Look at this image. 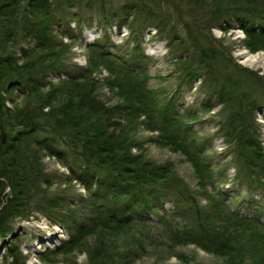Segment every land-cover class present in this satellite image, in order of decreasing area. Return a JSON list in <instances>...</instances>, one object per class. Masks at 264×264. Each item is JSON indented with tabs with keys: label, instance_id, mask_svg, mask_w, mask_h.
<instances>
[{
	"label": "rangeland",
	"instance_id": "374dc122",
	"mask_svg": "<svg viewBox=\"0 0 264 264\" xmlns=\"http://www.w3.org/2000/svg\"><path fill=\"white\" fill-rule=\"evenodd\" d=\"M76 1L81 6L68 8L63 3L56 11L52 30L57 46L52 53L60 68L50 70L45 79L57 82L88 66L95 55L88 46L93 42L124 57L140 78L111 75L94 61L96 92L106 106L117 105L112 120L121 125L118 133L125 152L168 175V181L150 191L154 199L148 220L105 231L102 254L93 253L98 240L90 234L70 251L55 255L52 251L68 238L69 227L87 219L92 200L67 166L68 160L41 151V165L50 178L43 185L47 207L38 209L32 203L28 217L14 218V233L0 236V264L9 257L12 244L28 257L27 264H257L264 254L260 235L264 233L256 223L233 217L258 215L264 223V187H250L249 176L240 174L251 156L256 160L252 166L264 169V49L249 46L251 40L232 15L216 14L225 0H196L203 5L179 0L189 5L188 12L166 6L174 0H134L158 8L154 22L160 28L147 22L140 36L125 24L104 25L96 17L101 0ZM76 11L81 24L69 17ZM138 16V21L145 17ZM19 39L18 43L9 39L7 45L14 44L20 55V47L29 45V40ZM245 69L257 74L261 83L252 90L247 85L240 90L227 85L232 98H219L218 83L235 79L237 70ZM187 74L194 77L189 80ZM241 91L250 98L246 96L248 102L239 106L236 96ZM153 100L156 108L165 110L160 117L152 112ZM241 111L248 118L244 122L236 117ZM162 117L175 118L182 127L160 125ZM239 125L254 136L259 157L248 145H241ZM198 209L216 216L209 222L208 238L224 243L229 239L233 250L212 251L198 241L193 221Z\"/></svg>",
	"mask_w": 264,
	"mask_h": 264
},
{
	"label": "trees",
	"instance_id": "16d2710c",
	"mask_svg": "<svg viewBox=\"0 0 264 264\" xmlns=\"http://www.w3.org/2000/svg\"><path fill=\"white\" fill-rule=\"evenodd\" d=\"M191 1L194 4L196 0ZM63 3L68 8L81 6L76 0H0V236L5 238L14 233L12 221L17 216L28 217L32 203H36L38 209L47 207L43 185L49 184L50 178L41 165L40 152L48 150L49 155L68 160L67 166L77 175L87 191V197L92 200L87 219L70 226L68 238L62 239L52 252L56 255L70 251L86 236L93 234L98 240L94 246L96 252L93 253L100 255L104 243L100 244V240L106 230L125 228L133 222L149 219L154 199L150 197V191L160 182H167L168 175L147 166L148 163L140 164L136 155L125 152L118 133L121 125L112 120L116 115L114 110H118L114 108L117 105L106 106L96 92L92 76L94 61L103 65L111 75L140 78L138 70H133L124 57L93 42L88 46L95 55L89 58L88 66L68 72L57 82L45 79L50 70L60 68L53 59L56 54L52 50L57 45L52 25L57 21L56 11ZM168 4L189 11V5L179 0L168 2L167 7ZM163 6L161 2L160 7ZM157 10V7H147L140 1L125 0L119 3L101 0L96 17L107 26L125 24L131 33L140 36L147 22L160 28L154 22ZM217 12L215 10L216 14L224 17L232 15L251 40L249 46L264 49V0H225ZM139 13H144L142 21L137 19ZM69 17L78 18L79 24L82 23L78 11L69 12ZM19 38H23L24 42L29 40V45L19 46L20 55L14 44L10 47L7 45L9 39L18 43ZM236 73L235 79L228 78L218 83L216 93L219 98H232L233 91L227 85H233L237 90L247 85L246 89L252 90L261 83L257 74L252 76L246 69L237 70ZM187 76L189 80L194 77ZM246 96L250 98L245 92L238 93L236 99L239 106L248 100ZM152 107V112L158 117L165 111L156 108L154 100ZM236 115L240 122L248 119L242 111L236 112ZM159 122L160 125L182 127L175 118L162 117ZM244 127H237L240 143L248 145L258 156L260 150H257L254 136L245 133ZM253 160L251 156L244 161L240 174L249 176L250 187H264V169L253 167ZM41 189H44L43 193ZM194 212L193 221L200 234L198 241L206 249L213 251L217 247L216 250L223 252L233 250V246L229 248L232 242L228 237L227 243L223 239L208 238L209 222L216 217L215 214H207L201 209ZM233 218L243 223H256L260 232L264 233V223L258 215L247 217L236 214ZM260 235L263 237L261 247L264 253V234ZM98 254L95 257H99ZM259 257L257 264H264V254ZM27 258L17 244H12L9 257L3 264H27Z\"/></svg>",
	"mask_w": 264,
	"mask_h": 264
}]
</instances>
